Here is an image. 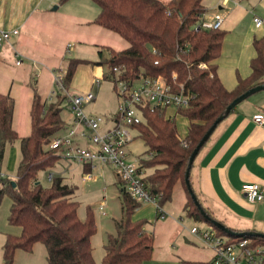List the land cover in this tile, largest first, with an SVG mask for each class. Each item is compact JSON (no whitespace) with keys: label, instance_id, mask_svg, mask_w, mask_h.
Segmentation results:
<instances>
[{"label":"trees","instance_id":"1","mask_svg":"<svg viewBox=\"0 0 264 264\" xmlns=\"http://www.w3.org/2000/svg\"><path fill=\"white\" fill-rule=\"evenodd\" d=\"M94 1L100 11L92 23L118 34L128 43L123 49H99V61L94 64L105 68L106 80H113V67L122 66L123 79L132 80L142 74L161 76L174 87L184 85L194 97L189 107L179 111L190 120L184 139L178 134L176 119L166 117L165 109L147 106L144 121L135 125L146 146L145 153L150 155L142 162L144 168L153 169L145 178L150 193L163 206L181 183L187 197L185 210L191 218L207 222L219 235L232 240L252 239L255 245H264V237L260 235L237 236L215 225L216 218L202 204L197 205L185 180L191 154L214 121L236 97L264 84V37L254 38L256 56L251 61V74L238 75L237 86L229 90L220 80L215 62L226 31L195 29L200 15L207 12L204 0ZM83 63L84 60L75 57L68 60L65 77L68 87L77 67ZM62 102L61 98L48 104L34 87L30 133L21 136L14 127L15 98L0 92V202L10 194L13 202L9 223L20 229L17 234L6 235L4 264H13L18 249L31 251L37 242L46 245L49 264H96L91 238L97 225L91 212L85 220L79 218V203L72 197L75 187L58 175H52L50 186H44L38 177L40 171L54 167L61 158L56 151L48 150L46 143L67 127ZM17 140L21 141L22 158L17 178L12 180L3 175L2 166L7 147ZM85 169L89 172L91 167ZM190 181L192 184L191 175ZM120 192L122 216L115 220V233L108 235L102 264H143L152 258L155 238L146 222L133 219L141 202ZM182 264L215 263L213 259H182Z\"/></svg>","mask_w":264,"mask_h":264},{"label":"rangeland","instance_id":"2","mask_svg":"<svg viewBox=\"0 0 264 264\" xmlns=\"http://www.w3.org/2000/svg\"><path fill=\"white\" fill-rule=\"evenodd\" d=\"M205 2L209 8L213 9L221 1L205 0ZM99 11L100 7L94 0H58L56 4L52 5L49 13L54 23L49 21V24L54 26V30L46 27V30L50 31H44L48 34L39 40V44L43 46V53L40 55L44 62L43 65L35 64V66L28 59L23 60L22 65H17V57L11 51H6L7 47L0 49V57L11 53L10 57L6 59V65L9 67H0V84L4 82L5 73L8 71L6 69H11L18 78L13 91L16 96L15 123L20 135L26 136L30 133V99L34 87L38 88L48 104L51 102L50 95L54 97L52 102L61 99L60 97L56 99V94L52 93L53 90H57L52 77V70L55 66L59 67L56 70H64L69 58L75 57L84 60V63L77 67L73 79L72 90L78 92L84 85L89 84L96 72L94 63L99 61L98 51L100 48L123 49L128 45L126 40L118 34L92 23ZM35 82H37L36 85ZM95 91L97 99L87 105V112L110 116L118 107V97L113 83L104 80L99 88L96 87ZM174 115H176L174 118L178 134L184 139L188 133L190 120L170 108L168 116L173 117ZM62 117L67 123L71 118L66 105H64ZM133 135L134 139L128 146L131 159L142 158L143 161L148 159L150 155L145 153L144 141L138 136V133L134 132ZM21 158V141L17 140L7 147L3 175L16 180ZM145 170L147 175L153 171L151 168H145ZM50 173L63 177L65 183L75 187V195L72 197L79 203V218L85 220L89 212L92 213L97 231L91 238V244L96 264H102L108 235L115 233V219H120L122 216L120 196L122 187L118 178L109 168L104 167L102 170L96 168L93 170V177L85 179L84 165L63 157L54 167L39 172L40 181L44 186L51 185ZM184 197L182 188L176 186L173 198L161 206L163 215L157 216L159 204L154 201H142L141 206L134 212L133 219L146 222V228L154 235V250L150 260L182 264V259L208 260L212 258V249L205 246L191 233L193 226L208 228L210 225L205 221H196L187 214L183 203ZM12 202L10 194H6L0 202V245L5 244L7 233L17 234L20 230L19 227L9 223ZM101 204H104L106 214H103L99 209ZM259 216L261 217L260 222L264 224V211ZM0 264H4L3 247L0 248ZM13 264H49L46 245L43 242H37L31 251L18 249Z\"/></svg>","mask_w":264,"mask_h":264},{"label":"crops","instance_id":"3","mask_svg":"<svg viewBox=\"0 0 264 264\" xmlns=\"http://www.w3.org/2000/svg\"><path fill=\"white\" fill-rule=\"evenodd\" d=\"M57 1L0 0V28L5 30L17 28L20 31L1 49L7 47L6 51H11L13 55L16 49L25 56L23 60L28 59L34 65H43V59L40 58L43 46L39 44V40L48 34L44 31L54 30V26L49 24V21H53L49 12L50 7ZM204 5L209 17L219 12L225 14L223 29L227 34L220 56L215 62L220 80L227 89L232 90L238 84V75L247 77L252 72L251 61L256 56L254 38L264 37V23L257 27L254 18L261 17L264 20V0H230L220 2L213 9L209 8L204 0ZM60 24L65 29L61 22ZM46 27L50 30H46ZM10 55L11 53L0 57V67H9L6 65V59ZM100 67L96 66L95 71H100L102 68ZM56 68L59 67L55 66L54 70ZM6 70L8 71L5 73L3 84H0V92L10 93L16 98L13 90L18 78L11 69ZM72 85L73 80L71 87ZM91 85L92 79L80 91L91 88L95 91L96 87ZM31 103L32 96L30 108ZM62 108L64 109V105ZM259 112L264 113V90L242 101L219 123L196 156L191 170V179L200 203L216 220L233 229L264 233V224L260 222L259 216L264 211V201L250 203L242 190L243 185L249 182H257L264 186V126L257 125L253 120L254 114ZM14 127L16 128L15 113ZM177 186L184 192L183 203L185 204L187 200L185 189L181 183ZM1 247L3 245H0ZM143 264H169V262L147 260Z\"/></svg>","mask_w":264,"mask_h":264},{"label":"built area","instance_id":"4","mask_svg":"<svg viewBox=\"0 0 264 264\" xmlns=\"http://www.w3.org/2000/svg\"><path fill=\"white\" fill-rule=\"evenodd\" d=\"M224 21V13H215L209 17L205 12L200 15L195 29L197 31L221 29ZM254 22L260 27L264 20L255 17ZM19 33L17 28L11 30L0 28V49ZM14 55L17 57V65L22 64L25 56L16 49ZM101 67V70L92 76V87L99 88L106 80L105 68ZM123 70L122 66H115L112 69L114 76L113 80L109 81L114 85L118 107L110 116L88 113L87 105L97 99L95 91L92 88L86 91H73L65 81L67 69L53 70L52 77L57 90H53L52 93L56 94V99L59 97L63 99L62 105L67 106L71 118L68 123L66 122L67 127L47 141L46 148L56 151L61 158L90 166L91 170L96 168L102 170L107 167L118 178L122 187L120 191L126 192L140 202L154 201L159 204L158 197L147 188L145 182L147 173L142 158L131 159L128 146L134 139L133 133H138L135 125L144 121V109L147 106L165 109L166 117H171L168 116L170 108L179 113L181 109L191 105L194 97L184 85L174 87L161 76L142 74L132 80L123 79L121 78ZM53 99L54 97L50 95L49 100L52 102ZM253 120L257 125L264 126V113L254 114ZM91 170L86 173L85 179L93 177ZM49 177L51 180L52 175ZM242 190L248 202L255 204L264 201V186L260 183H245ZM99 209L106 214L104 204H101ZM158 211L159 215H163L160 205ZM191 233L212 249L215 264H264V245H255L252 239L232 240L226 235H219L211 226L208 228L193 226Z\"/></svg>","mask_w":264,"mask_h":264},{"label":"water","instance_id":"5","mask_svg":"<svg viewBox=\"0 0 264 264\" xmlns=\"http://www.w3.org/2000/svg\"><path fill=\"white\" fill-rule=\"evenodd\" d=\"M264 90V84H259L256 85L254 87H252L251 89L247 90L245 93L241 94L240 96L236 97L226 108L225 112L223 114H221L215 121L214 123L211 125V127L207 130V132L204 134V136L201 138V140L199 141V143L196 145V147L194 148L190 160H189V164H188V168L186 171V176H185V180H186V184L188 186V189L193 197V199L195 200V202L197 203V205L199 207H201V203L196 195V193L194 192V189L192 187L191 181H190V175H191V170L195 161L196 156L198 155V153L200 152L201 148L204 146V144L208 141V139L211 137L212 133L215 131L216 127L219 125V123H221L231 112L232 110L238 105L240 104L242 101L248 99L250 96L254 95L257 92H260ZM13 184L15 185V182H13ZM202 212L205 213L204 209H202ZM213 222L215 225H217L218 227L226 230L228 233L231 234H235L237 236H244L246 234H250V235H260L262 237H264V233L262 232H254V231H235L233 229H230L229 227H227L226 225H224L222 222L213 219Z\"/></svg>","mask_w":264,"mask_h":264}]
</instances>
